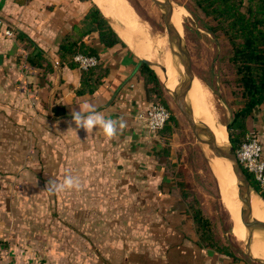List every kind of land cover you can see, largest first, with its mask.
Wrapping results in <instances>:
<instances>
[{
  "label": "crops",
  "instance_id": "1",
  "mask_svg": "<svg viewBox=\"0 0 264 264\" xmlns=\"http://www.w3.org/2000/svg\"><path fill=\"white\" fill-rule=\"evenodd\" d=\"M93 2L126 43L106 47L96 34L85 37L99 47L101 60L110 68L102 85L92 94H77L81 69L68 65H55L39 84L41 71L26 70L19 60L26 42L17 34L6 35L4 29L26 33L57 62L61 40ZM116 24L98 0H0V264H146L145 232L155 226L142 215L147 199L160 216L179 222L180 231L176 227L174 233L193 235L182 213L184 204L163 188L165 177L156 169L154 154L162 138L139 118L151 104L138 75L145 57L130 48ZM55 104L65 105L68 115L55 116L51 111ZM85 104L106 119L123 118L126 127L111 140L99 128L77 129L70 124V114ZM247 128L258 135L264 155V103L248 117ZM34 165L43 174L32 172ZM68 174L79 177L80 189L49 195L48 179L62 181ZM39 182L41 191L34 189ZM54 198L57 206H51ZM37 202L44 206L35 208ZM24 208L32 218L23 228L8 215ZM136 213L143 217L134 229L145 236L131 242L128 225ZM117 244L123 248L121 255L114 256ZM176 248L183 255L205 250L195 242L177 243ZM209 253L215 258L207 264L225 261ZM169 264H173L172 254Z\"/></svg>",
  "mask_w": 264,
  "mask_h": 264
},
{
  "label": "rangeland",
  "instance_id": "2",
  "mask_svg": "<svg viewBox=\"0 0 264 264\" xmlns=\"http://www.w3.org/2000/svg\"><path fill=\"white\" fill-rule=\"evenodd\" d=\"M98 1L102 3V6L108 13H114L113 16L118 24H116V28L120 31L122 36L123 34L126 35L125 39L129 42L132 50L141 57L154 58V61L160 59L161 61L162 65L160 68L155 64L153 68L157 72L165 88V90H163L164 100L168 103L170 111L178 118L177 124L171 123V135L164 134L162 136V145L158 150L161 151L163 149L165 145L164 140L168 139L170 150L168 158L164 154H161L162 156H156L155 158V164L158 167L156 169L165 177L162 179L163 188H167L168 190L171 189L173 194L177 196L178 193H180V187L176 185L175 180H182L187 183L190 199H192L193 196L194 198L196 197L198 204L202 206L206 216L211 219L217 243L228 246L229 250L234 252L239 259L235 260L230 256L217 253L216 251H210L209 249L202 250L201 253L193 251L190 252V255H183V250L176 248V246L177 243L187 246L194 242V237H192L194 236V232L191 221L187 216L184 217L189 225V233L193 235L187 236L181 233L178 234V232L174 233L176 227H178V231H180L179 227L181 226L179 222L174 219L167 220L166 214L162 215L163 217L160 216L158 212H155L157 210V208H155L156 206L147 199L144 201L145 210L142 215L147 218V223L155 224V226L150 231L145 232L147 247V262L145 263L169 264V258L172 254L173 264H202L201 262L203 260L206 262L207 260L211 261L212 258H215L209 253L210 251L214 255H218V257H223L225 259L224 262L220 261L218 264H262L252 259L248 253L247 229L246 236H241L235 229L238 216L237 205L236 213H233L225 201V196H227L228 199L236 197V195L232 193L235 191L237 183L233 181L231 163L228 160L214 157L204 145L198 142L190 125L177 108L172 90L168 89L165 85L163 77L165 71L162 68L165 67L163 58L168 50L171 56L172 53L168 33L162 17V10L153 0H124L129 9L127 13H124V10H122L120 6L117 10V2L114 0ZM172 1L175 10L179 8V12L181 11L179 14L176 13L177 18L180 20L178 28L185 38L191 52L196 79L202 85V92L200 91V94L197 96V99L201 101L199 104H208V109L216 115L220 123L226 126L232 121L234 111L242 105L240 88L237 86L236 82L238 77L236 68L229 60L231 51L229 41L223 34H213L204 27L208 18H204L203 13L194 7L192 0ZM5 30L6 28L4 32ZM174 67H176L175 73L179 84L185 76V73L180 69L181 67L175 66V64ZM197 99L195 100V98L189 95L188 100L192 107L196 104ZM149 108L150 106L147 107L145 111ZM145 111L140 115V119L144 121L149 128L145 117ZM230 144V141L227 140L226 146ZM222 165H227L226 167L231 169H226L225 166L224 169ZM222 169L224 170L222 171ZM39 170V174H43L44 170L42 168L40 169V167L35 165L32 168V172L34 173H38ZM50 171H52V169ZM176 172H178V175H175ZM16 187H19V184H17ZM42 188L41 182L34 183L35 190L41 191ZM255 194H257L255 196L259 197L258 193ZM193 200L195 199H192V201ZM63 201L64 200H62L61 203H63ZM234 201L241 207V203L236 199H234ZM57 203H59L58 200L54 198L51 206H57ZM33 204L35 208L44 206H41L38 202L37 204ZM67 204H70L68 199ZM140 206L143 208L142 204ZM24 211H26L25 208L23 211H12L11 214L8 215V218H10L9 220H15V222L19 224V227L23 226L24 228L26 221L32 218L30 212ZM142 215L136 213L130 217L128 226L131 242L137 241L138 238H144L145 236L141 230L134 229L138 221L141 223ZM63 217L65 218L66 216ZM50 219L53 220V216H50ZM149 219L151 221H149ZM113 220L116 221V217H113ZM120 222L119 217L118 223ZM124 226L127 227L125 220ZM242 237H244V239ZM260 238L264 239V235H261ZM253 246L254 243L252 241L251 248L253 254L257 257L260 256V258H264L263 254L256 255L259 253L253 249ZM122 248V244H117L116 247L113 248L112 254L114 256L121 255L120 252ZM131 251L133 252V247L130 248V252ZM98 256H100V254H98ZM205 264H207V262Z\"/></svg>",
  "mask_w": 264,
  "mask_h": 264
},
{
  "label": "trees",
  "instance_id": "3",
  "mask_svg": "<svg viewBox=\"0 0 264 264\" xmlns=\"http://www.w3.org/2000/svg\"><path fill=\"white\" fill-rule=\"evenodd\" d=\"M192 2L194 7L203 13L204 18H208L204 27L213 34H223L231 46L229 60L236 68L238 75L236 82L242 97V105L234 111L229 129L230 142L237 151L247 139L248 117L264 103V0H192ZM14 32L27 44L26 55H20L19 60L41 71L42 80L39 84H42L48 73L55 70V65H68L70 68L81 69L80 86L76 90L79 95L97 91L110 71L99 56V47L93 43H87L85 37L96 34L99 42L106 47L126 45L101 8L94 2L61 40L57 62L26 33ZM78 53L95 56L98 59L97 64L87 70L80 68L79 62L74 59ZM138 75L143 80L146 99L151 102L150 105L163 104L169 109L163 96L165 88L157 72L150 65L142 62L138 68ZM51 111L55 116L68 115L67 108L62 104L53 105ZM172 122L177 124L178 118L171 112L169 120L158 131L161 138L164 134L171 135ZM167 140H164L163 149L155 152V158L162 156L161 154L168 158L170 150ZM245 171L253 187L264 199V189L252 173L246 169ZM175 175H178V172ZM175 182L180 187V193L175 195L176 200L184 204L182 213L189 218L193 226V241L203 249L216 251L239 260L228 246L217 243L212 221L206 216L196 197L193 196L192 199H195L193 201L190 199L187 183L182 180H175ZM169 193L173 194V191L170 189Z\"/></svg>",
  "mask_w": 264,
  "mask_h": 264
},
{
  "label": "water",
  "instance_id": "4",
  "mask_svg": "<svg viewBox=\"0 0 264 264\" xmlns=\"http://www.w3.org/2000/svg\"><path fill=\"white\" fill-rule=\"evenodd\" d=\"M153 2L162 10V17L171 44V53L174 59L173 63L175 64V66L182 67V71H184L185 73V76L183 77L181 82L177 84L176 87L172 90L174 102L177 108L180 110L182 116L190 125L192 132L198 142L204 146H207V150H209V152L214 157L228 160L231 163L232 171L236 178L238 198L242 203L240 215L242 222L248 231V253L252 257V259L264 264V258L255 256L251 248L252 241L255 235H264V220L258 219L253 216L252 199L253 196L257 195L255 193H258L259 198H261L263 201L264 199L260 195V193L253 187L244 167L238 161L234 146L232 144L227 146L226 144H219L215 137V134L213 133L209 125L203 121L196 119L193 107L188 100L193 81L194 79H196V74L193 70L191 52L188 48L185 38L181 34L179 28L176 27L172 21L173 14L175 12V6L172 0H153ZM142 62L147 63L153 68L154 63L151 60L141 58L140 63ZM162 68L164 71H166L165 67ZM230 124L231 122L226 125V131L229 141Z\"/></svg>",
  "mask_w": 264,
  "mask_h": 264
},
{
  "label": "bare ground",
  "instance_id": "5",
  "mask_svg": "<svg viewBox=\"0 0 264 264\" xmlns=\"http://www.w3.org/2000/svg\"><path fill=\"white\" fill-rule=\"evenodd\" d=\"M114 1L117 2L116 3L117 10L121 7V9L124 10V13H127L129 11V9H128L127 5L125 4L124 0H114ZM109 8H111V7H109ZM176 13L177 14L181 13V11L179 12V8L175 10V12L173 14V18H172V21L175 24V26L179 27L180 20L177 18ZM123 36L126 37L125 34H123ZM142 57H144V56H142ZM146 59L151 60L158 68H160L161 65H162L160 59H156V61H154L155 60L154 58H146ZM163 63H164V66H165V68L167 70V71H165L163 73L164 82H165L167 88L173 90L176 87V85L178 84V81H177V77H176V73H175V67H174V63H173V58H172L169 50L164 55ZM181 70H182V67H181ZM200 91L202 92V85H201V83L199 81H197V79H194L192 88H191V90L189 92V95L192 98H195V100H196L198 94H200ZM198 100L199 99H197L196 104L193 106V110H194V114H195L196 119L200 120V121H203L206 124H208L209 127L212 129L213 133L215 134V137H216L217 141L219 142V144L225 145L227 140H228V134H227V131H226V126L224 124L220 123L218 121V119L216 118V115L213 114V112H211L208 109V107H207L208 104H205V105L203 103L199 104V102H201V101L200 100L198 101ZM205 147L207 148V146H205ZM224 166L225 165H222L223 168H224ZM226 166H225V168L229 169V167L227 168ZM224 169H222V171ZM227 173H228V170H227ZM233 181L236 182V178H235L234 174H233ZM232 193L234 195H236V197L235 198L233 197V198L236 199L239 203H241V201L238 198L237 185H236L235 191H233ZM233 198L232 199H228L227 196H225V201L228 204V206L230 207L231 211H233V213H236V205H237L238 216H237V220H236L235 229L237 230V232L241 236H246V227L243 224L242 219H241V215H240L241 207H240V205L238 203L237 204L235 203ZM252 208H253V216L258 218V219L264 220V201L261 198H259L258 196H253ZM260 237L258 235H256V237H254V239H253V243H254L253 249L257 253H259V254H256V255L263 254V256H264V239L260 238ZM242 238L244 239V237H242Z\"/></svg>",
  "mask_w": 264,
  "mask_h": 264
},
{
  "label": "clouds",
  "instance_id": "6",
  "mask_svg": "<svg viewBox=\"0 0 264 264\" xmlns=\"http://www.w3.org/2000/svg\"><path fill=\"white\" fill-rule=\"evenodd\" d=\"M74 59L80 63L84 70H87L90 66H94L96 63L95 58L83 57L80 55L76 56ZM70 115L72 117L70 124L74 123L77 129L83 128L87 132H91L99 128L102 129L104 136L110 140L116 138L118 132H122L126 127V121L123 118L119 120L106 119L103 114L89 104H85L82 110L72 111ZM162 119V113H158L154 116V122L161 121ZM247 155L248 153L245 152L244 156ZM80 187L81 183L79 177L68 174L64 176L62 181L49 178L46 184V191L49 195H55L66 190H79Z\"/></svg>",
  "mask_w": 264,
  "mask_h": 264
},
{
  "label": "built area",
  "instance_id": "7",
  "mask_svg": "<svg viewBox=\"0 0 264 264\" xmlns=\"http://www.w3.org/2000/svg\"><path fill=\"white\" fill-rule=\"evenodd\" d=\"M4 33L8 36H13V37L15 36L14 30L11 28H6ZM23 54L26 55V52L23 51L21 55ZM78 55L83 56V57L95 58V61H96L95 65L98 62V59L95 56H88V55H84L81 53H78L76 56ZM22 64L26 70L32 69V67L25 61H23ZM79 66L80 68H82L80 63H79ZM158 113H162L163 119L161 121L154 122V116ZM140 117L141 116L139 115V118ZM145 117L147 119L149 129L151 131L158 132L171 117V111L163 104H152L150 105V108L146 111ZM245 152L248 153L247 156H244ZM236 155H237L238 161L241 163L244 169L252 173L255 179L259 182L260 186L264 189L263 146H262V143L258 135L255 132L253 131L248 132L246 141L236 151Z\"/></svg>",
  "mask_w": 264,
  "mask_h": 264
}]
</instances>
